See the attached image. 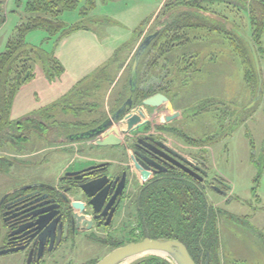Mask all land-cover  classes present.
I'll return each mask as SVG.
<instances>
[{
  "label": "rangeland",
  "instance_id": "374dc122",
  "mask_svg": "<svg viewBox=\"0 0 264 264\" xmlns=\"http://www.w3.org/2000/svg\"><path fill=\"white\" fill-rule=\"evenodd\" d=\"M89 1H93L94 8L90 14L82 16L81 11L90 8ZM169 1L171 3L172 0ZM28 2L0 0V46L4 39L14 35L21 18L29 16L25 14ZM162 4L164 0H80L75 10L61 16L68 26L87 28L104 40L103 46L115 48L102 67L98 65L96 48L82 52H78L81 48L73 50V43H82L81 40L67 36L61 38V34L48 40V34L42 30L27 35L26 42L30 46L51 54L56 51L61 59L66 54L65 63H62L65 71L55 80L46 78L49 84L40 79L29 84L12 110V122L40 116L49 129L44 134L41 122H26L23 134L29 136L28 142L17 145L3 141L1 150L7 158L0 155V198L9 188L37 181L54 184L68 164L74 170L98 162H112L114 165L121 160V157L117 160L118 153L113 149H93L83 144L79 145V150L76 144L77 149L59 151L70 149L69 139L88 134L95 129L91 128L94 122L111 116L121 101L128 97L133 57L142 41L155 33L156 16L162 11ZM216 4L212 6L214 10L227 15L247 35L251 34L245 14L234 16L226 4ZM1 18L6 24L1 23ZM217 21L221 23L220 19ZM145 22L148 23L142 26ZM217 27L224 29L225 24ZM188 34L192 41L173 49L160 61V66L154 68L161 85L169 87L163 94L170 100L171 108L164 104L161 108H154L158 112L145 108L141 113L145 121L160 128L168 141L205 164L207 176L202 186L217 214L219 234V244L216 252H211L210 264H264V96L252 112L243 114L255 94L245 81L241 59L229 40L223 34L208 32L207 28H191ZM129 55L125 79L114 84ZM34 70L35 74H44V66L39 59L34 62ZM42 91L50 92L51 103L24 117L31 108L33 110L34 106L37 108L38 104L45 103L42 96L35 103L32 99L35 93ZM214 102L225 106L234 104L237 116L231 118L228 108L225 114H221ZM141 107L142 102H138L130 114H137ZM205 108L208 110L202 112ZM248 113H252L251 118L240 124ZM125 129L123 121L115 125L119 134ZM47 133L48 138L43 140ZM41 134L44 135L41 137ZM53 141L57 145H52ZM46 147H54V150L41 152ZM89 149L94 151V155H86ZM223 186L229 187H224L226 196L214 190V187ZM117 240H121L120 236L111 235L82 242L62 263L96 264L116 246L126 244L124 241L115 242ZM150 256L147 254L122 264H139ZM54 257V260L60 259L61 255Z\"/></svg>",
  "mask_w": 264,
  "mask_h": 264
},
{
  "label": "trees",
  "instance_id": "16d2710c",
  "mask_svg": "<svg viewBox=\"0 0 264 264\" xmlns=\"http://www.w3.org/2000/svg\"><path fill=\"white\" fill-rule=\"evenodd\" d=\"M79 1L29 0L26 4L25 14L29 16L21 18L6 49L0 54V152L3 141L8 140L22 145L30 140L29 136L23 134L26 122L33 124L41 122L44 134L49 129L40 116L37 119L32 117L18 122L11 121V110L16 95L23 85L35 77L34 62L37 59L42 62L45 75L49 80H55L65 71L54 54L46 53L42 48L29 46L26 38L30 32L36 30L46 32L47 39L50 40L57 35L61 34V38H64L83 29L79 25L68 26L61 20L65 12L73 11L78 7ZM168 2L162 9V14H159L156 19L155 33L159 32L158 37L147 50L139 67L138 90L134 96L135 106L138 102L141 103L148 97L164 93L169 89L167 85H161L155 76H149V72L157 68L165 55L173 49L192 41L188 34L191 28H207L208 32L223 34L229 40L233 50L241 59L245 81L256 95L258 76L254 58L248 43L238 31L244 33L253 42L259 56L264 80V0H172L171 3L168 0ZM89 3L90 8L82 10V16H87L94 8L93 1ZM216 3L226 4V8L234 16L245 14L249 21L251 34L247 35L227 15L214 10L212 6L217 5ZM218 19L221 20L220 24ZM1 21L3 22V18ZM146 23L148 22L142 26ZM221 24H225L224 29L217 27ZM227 26H231V30ZM102 71L104 69L100 70ZM213 105L221 110V114H225L228 108L231 118L237 116L236 106L232 103L225 106L214 102ZM207 110L208 108H205L202 112ZM249 111L252 112V109H245L243 114ZM251 116L252 113H248L240 124L245 123ZM106 119L107 117L94 122L91 128H96ZM33 131L36 132L35 127ZM44 137L48 138V133ZM192 142L205 145L200 141L192 140ZM181 177L177 179V184L155 182L149 188V232L154 239H173L182 242L195 262L205 263L207 259L210 260L211 252H216L215 249L219 244L215 218L217 214L207 200L205 188L200 183L193 185L184 175ZM139 264L171 263L163 258L150 256Z\"/></svg>",
  "mask_w": 264,
  "mask_h": 264
},
{
  "label": "flooded vegetation",
  "instance_id": "af4514ba",
  "mask_svg": "<svg viewBox=\"0 0 264 264\" xmlns=\"http://www.w3.org/2000/svg\"><path fill=\"white\" fill-rule=\"evenodd\" d=\"M130 98L132 97L128 95L123 99L114 113ZM139 137L142 139L138 140ZM158 143L171 151H165ZM116 153L117 160L121 157L119 162H114V165L105 163L106 169L88 172L82 180L78 179L79 175L73 174L83 169H67L54 184L37 181L9 188L0 198V264H63L69 257L67 255L75 251L82 242H92L99 237L111 235L120 236L121 240L115 242H126L115 248L140 242L145 238L146 230H149L148 193L155 182L177 184V179L184 175L196 186L198 183L202 185L206 178L200 182L178 166L180 157L183 156L191 161L196 160L205 170L203 161L183 155L153 123H148L142 130L125 137L124 144L116 148ZM137 153L146 154L160 168L148 176L144 175V171L136 163ZM112 166L114 167L111 169ZM103 176L110 179V184L103 182L104 188L108 185L105 189L108 199L101 207V197L96 198V212L89 205L91 199L79 187L84 179ZM222 189L224 190V186ZM116 194L118 196L113 204L105 211ZM69 206L80 211L81 217H88L93 222L91 230L76 229L69 217L72 211ZM41 217V225H37ZM82 224L83 222L80 226ZM46 225L49 226L46 231L36 230L38 226ZM55 255H61V258L54 260ZM196 264H210V260L207 259L205 263L196 261Z\"/></svg>",
  "mask_w": 264,
  "mask_h": 264
},
{
  "label": "water",
  "instance_id": "95a60500",
  "mask_svg": "<svg viewBox=\"0 0 264 264\" xmlns=\"http://www.w3.org/2000/svg\"><path fill=\"white\" fill-rule=\"evenodd\" d=\"M240 35L243 37V39L248 43L250 50L252 52L257 76H258V88L256 90V95L247 108V110H250L254 108L262 98L263 94V84L264 80L262 77V70H261V64L259 60L258 53L255 49V46L251 39L246 36L241 31H238ZM159 32L153 33L148 35L140 44V46L137 48L135 55L133 57L132 65H131V71H130V77H129V95L130 98L126 104H124L122 107L119 108L117 112H115L113 115H111L108 119H106L102 124L97 126L95 129L91 130L88 134L84 135H78L76 137H73L70 140H93L97 139L96 145L100 148H117L121 147L124 144V138L132 135L133 133L142 130V128L148 124L147 121H145L144 115L141 113L142 109L145 108H161L164 104H168L169 108H171L169 99L162 93H157L151 97H148L147 99L142 101V107L140 108L139 112L137 114H130L131 110L135 107V101L134 96L135 93L138 90V72L139 67L141 64V61L146 54L147 50L150 48L152 43L157 39ZM124 122L126 124V129L122 131V134H119L115 131V125L121 122ZM138 140H141L142 138H137ZM159 147L163 148L162 145L159 143L157 144ZM160 148V149H161ZM167 148V147H166ZM165 149V147L163 148ZM162 150V149H161ZM165 151H171L170 149H165ZM137 165L138 168L143 172L144 175H149L152 173V171L157 170L160 168L159 164L155 162L154 160L147 157L146 154L137 153ZM180 161L178 162V166L187 172L189 175L193 176L194 178H197L200 182L204 181V177L207 176V172L203 170L199 164L196 161H191L185 157H180ZM106 164L101 165H93L91 167L85 168L81 170L78 173H74L73 175H79V180H82L84 177V174L88 172L97 171L98 169L105 168ZM82 176H81V175ZM110 184V179L108 176H103L99 178H90V179H84L82 185H80V190L82 191L85 196H87L89 199H91V202L89 203L90 206L95 209V211H98V208L96 209L95 206V200L96 198L101 197V207L104 206L105 202L107 201L106 193L104 188L105 184ZM226 189H229L228 186H224ZM214 190L217 192L227 195V192L223 189H220L218 187H214ZM103 195H100V194ZM118 194H116L110 204L107 205L106 210H109V207L113 204L114 200ZM81 208V206L79 205ZM71 211V214L69 215L71 223L73 222L76 226V229H85L87 231L92 229L93 222L88 217H81L80 211H76L73 206L68 207ZM41 217L37 221V225L40 224ZM83 222L82 226L80 224ZM54 222L51 224L53 225ZM50 224V225H51ZM41 225V224H40ZM49 228V226L46 225L41 227L38 226L36 229L37 231L41 232L42 230L46 231ZM45 233V232H44ZM151 254L152 256L160 257L171 264H196L195 260L190 255L187 247L178 240L173 239H154L151 237L149 230H146L145 238L140 242H133L124 246H120L113 250L110 254H108L105 258L100 260L96 264H122L126 261L139 258L141 256Z\"/></svg>",
  "mask_w": 264,
  "mask_h": 264
},
{
  "label": "crops",
  "instance_id": "0c3cea01",
  "mask_svg": "<svg viewBox=\"0 0 264 264\" xmlns=\"http://www.w3.org/2000/svg\"><path fill=\"white\" fill-rule=\"evenodd\" d=\"M163 5V6H162ZM161 6V9H163L164 8V6H165V0H164V4H162ZM161 12V11H160ZM160 12H159V14H160ZM159 14H158V16H159ZM157 17V16H156ZM1 23H3V24H6V22H5V20L3 19V22L1 21ZM94 32H92V31H89L87 28H83V29H81V30H78V31H76V32H73L72 34H70V35H68L67 36V38H76V39H78V40H81L82 41V43H79V42H75V43H73V50H74V48H77V50L79 49V48H81V49H79V51L78 52H82L83 50H89V49H94V48H96L97 50H96V53H95V55H97L98 57H99V62H98V65L99 66H104L108 61H109V59H110V57H111V55L114 53V51H115V48H107V47H105V46H103V42H104V40H101L95 33V35L93 34ZM81 34V35H80ZM76 36H78V37H76ZM11 38V37H10ZM10 38H6V39H4L2 42H1V46H0V49H2V50H0V54L2 53V52H4V50L6 49V46H7V44H8V41L10 40ZM106 39V38H105ZM83 41H86V42H83ZM136 41H137V39H136ZM138 41H140V40H138ZM137 41V42H138ZM134 42H135V40H134ZM133 45H134V43H133ZM30 46V45H29ZM135 48H136V46H135ZM135 48H134V50H133V52L135 51ZM58 49V48H57ZM45 51V50H44ZM46 53H49V52H47V51H45ZM69 53H70V51H69ZM49 54H51V53H49ZM54 55L56 56V58L61 62V64L62 63H65L64 62V59L66 58V54L65 55H63L62 57H63V59H61L60 58V56H58L57 54H56V51H55V53H54ZM73 55V54H72ZM77 55H78V53H77ZM70 56H71V53H70ZM74 57V56H73ZM130 58H131V56L129 55L128 57H127V59L125 60V62H124V64L122 65V68L120 69V71H119V73L117 74V76H116V78H115V81H114V84L115 83H117L118 82V84H119V82H120V80H122V79H125L124 77H125V74H126V71L128 70V68H129V62H130ZM160 66V63H159V65L157 66V68ZM104 70H105V68H104ZM168 70V69H167ZM154 71V72H153ZM151 73V74H150ZM44 74H45V71H44ZM44 74H43V72H41L39 75L38 74H35V77L32 79V80H30L29 82H27L25 85H23L22 87H21V89L19 90V92L17 93V95H16V98H15V100H14V104H13V107H12V110L14 109V107H15V105H16V103L18 102V100H19V98H20V96H21V94L23 93V90H25V88H27V86L29 85V84H32V83H34V82H36V81H38V79H40V80H43L42 82H45V83H47V84H49L48 82H47V80H46V78L47 77H45L44 76ZM63 75V74H62ZM149 76H155L156 77V79L158 80V74H156L155 73V70H154V68L149 72ZM129 79V78H128ZM83 81V80H82ZM81 82V81H80ZM79 82V83H80ZM113 84V85H114ZM113 87V86H112ZM43 97L44 99H45V103L44 104H40V106H39V104H38V106H37V108L34 106L33 108H35V109H33L32 110V108H31V110H29L26 114V116H24V117H28L29 115H31V113H33V112H35V111H37L38 109H40V108H43L44 106H47V105H49L50 103H51V101H50V99H51V94H50V92L49 91H42L41 93H35L34 94V96L32 97V99L34 100V103L37 101V99L38 98H40V97ZM33 104V103H32ZM34 105V104H33ZM43 105V106H42ZM165 106H166V104H165ZM168 108H169V106H168ZM12 110H11V114H12ZM152 110H154V112H158V110L157 109H152ZM147 117H149V115L147 114ZM160 117V116H159ZM153 118V117H152ZM42 137V136H41ZM43 138V140H46L47 138L46 137H42ZM69 141H71V146H70V149H66V148H64V149H62V151H59V152H63V151H66V150H71V148H76V146L78 147V150L80 149V144H83L82 146H84V147H90V148H98V146L96 145V141H97V139H93V140H86V141H81V140H69ZM55 143V144H54ZM57 142L56 141H53L52 142V145H57L56 144ZM77 144V145H76ZM81 146V147H82ZM178 148V147H177ZM44 150H41V152H43V151H48V150H54V147L53 148H48L47 149V147L46 148H43ZM77 149V148H76ZM107 149H113L114 151H116V148H107ZM179 149V148H178ZM179 151L183 154V155H185V156H188V157H191L187 152H183V151H181L180 149H179ZM79 152V151H78ZM87 154V156H91V155H94V151L93 150H91V149H89L87 152H86ZM0 155H2V157H5V158H7V156H6V154L4 153V152H0ZM192 159H193V157H191ZM89 161H91V160H86V162H89ZM109 161H111V160H109ZM109 163H112V162H109ZM98 164H103L102 162H98V163H94V164H91V165H89L88 167H91V166H93V165H98ZM86 168H88L87 166H85ZM66 168H68V170H70L71 169V164H68L65 168H63V170H62V173L64 172V171H66L67 169ZM66 169V170H65ZM85 169V168H84ZM74 170H79V169H74ZM59 178V177H58ZM57 178V179H58Z\"/></svg>",
  "mask_w": 264,
  "mask_h": 264
}]
</instances>
